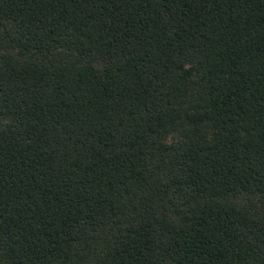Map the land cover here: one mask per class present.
Returning a JSON list of instances; mask_svg holds the SVG:
<instances>
[{
  "label": "trees",
  "instance_id": "trees-1",
  "mask_svg": "<svg viewBox=\"0 0 264 264\" xmlns=\"http://www.w3.org/2000/svg\"><path fill=\"white\" fill-rule=\"evenodd\" d=\"M0 264H264V0H0Z\"/></svg>",
  "mask_w": 264,
  "mask_h": 264
}]
</instances>
